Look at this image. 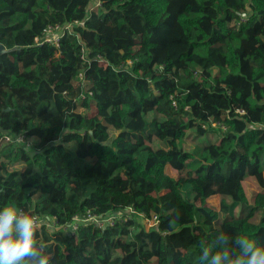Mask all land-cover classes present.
<instances>
[{
  "label": "trees",
  "instance_id": "trees-1",
  "mask_svg": "<svg viewBox=\"0 0 264 264\" xmlns=\"http://www.w3.org/2000/svg\"><path fill=\"white\" fill-rule=\"evenodd\" d=\"M93 1L0 0V208L55 222L51 264H200L221 233L264 245V0ZM247 177L253 204L222 192ZM87 212L117 219L68 229Z\"/></svg>",
  "mask_w": 264,
  "mask_h": 264
},
{
  "label": "clouds",
  "instance_id": "clouds-1",
  "mask_svg": "<svg viewBox=\"0 0 264 264\" xmlns=\"http://www.w3.org/2000/svg\"><path fill=\"white\" fill-rule=\"evenodd\" d=\"M43 221L15 206L0 208V264H51L46 244L39 240ZM200 264H264V245L247 236L237 237L235 247L221 233L213 250L202 242Z\"/></svg>",
  "mask_w": 264,
  "mask_h": 264
},
{
  "label": "built area",
  "instance_id": "built-area-1",
  "mask_svg": "<svg viewBox=\"0 0 264 264\" xmlns=\"http://www.w3.org/2000/svg\"><path fill=\"white\" fill-rule=\"evenodd\" d=\"M77 25H83L82 22H78L76 21L73 24H66V25H49L44 31L41 37L36 38L35 42L37 44H53L58 46L59 45V41L61 39V37L65 34V32H71L74 26ZM128 64H131V62L129 61ZM214 126H216L214 124ZM221 128L224 129L225 126L221 125ZM4 141L7 143H21V144H26L29 146V143L27 142L26 138L23 135L20 136H15V135H6L4 137ZM133 212V211H132ZM37 220L42 221L41 219H39L38 217H35ZM115 219H117V216H112V215H107V216H97L94 215L90 212H87V215L83 216V217H78L75 216L73 219V224L71 226L68 227V229H70L71 231H75L79 225V223H92L93 225H95L98 228H104L108 225H114L115 223ZM142 224H144V226L147 229H151L154 228L157 223H158V218L157 216H154L152 219L148 220L144 217L139 219ZM46 221H43V225L45 224L47 227L49 228H54L55 226V222H53L52 220H49L47 223H45ZM67 229V228H65Z\"/></svg>",
  "mask_w": 264,
  "mask_h": 264
},
{
  "label": "rangeland",
  "instance_id": "rangeland-1",
  "mask_svg": "<svg viewBox=\"0 0 264 264\" xmlns=\"http://www.w3.org/2000/svg\"><path fill=\"white\" fill-rule=\"evenodd\" d=\"M98 7H99V3H97V1L94 0L93 3L91 4L92 10L97 11ZM196 131L197 129L193 130V132H196ZM217 133L220 134L219 132ZM188 135L190 136V139L187 142H189V144L193 146V143H191L192 142L191 132H189ZM18 167H20V165ZM166 173L176 179H187L188 178V174L186 170L176 171L172 169L170 166L166 168ZM240 186L243 187L249 202L252 204L254 203V199L257 193L262 191L257 181L253 177H247L244 181H241V182L233 181V182H229L225 184L222 192L231 194L235 199H238V189ZM209 202L214 208L218 209L219 196L213 197L212 199H210Z\"/></svg>",
  "mask_w": 264,
  "mask_h": 264
},
{
  "label": "water",
  "instance_id": "water-1",
  "mask_svg": "<svg viewBox=\"0 0 264 264\" xmlns=\"http://www.w3.org/2000/svg\"><path fill=\"white\" fill-rule=\"evenodd\" d=\"M246 16V15H245ZM4 50H3V48L0 46V52H3Z\"/></svg>",
  "mask_w": 264,
  "mask_h": 264
},
{
  "label": "bare ground",
  "instance_id": "bare-ground-1",
  "mask_svg": "<svg viewBox=\"0 0 264 264\" xmlns=\"http://www.w3.org/2000/svg\"><path fill=\"white\" fill-rule=\"evenodd\" d=\"M34 217H37V216H34Z\"/></svg>",
  "mask_w": 264,
  "mask_h": 264
}]
</instances>
